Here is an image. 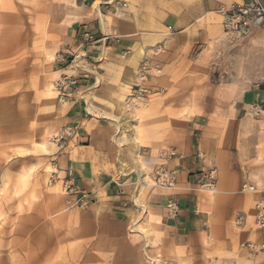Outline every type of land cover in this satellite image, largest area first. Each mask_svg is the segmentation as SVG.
<instances>
[{"label": "crops", "instance_id": "obj_1", "mask_svg": "<svg viewBox=\"0 0 264 264\" xmlns=\"http://www.w3.org/2000/svg\"><path fill=\"white\" fill-rule=\"evenodd\" d=\"M82 1L93 7L92 14L86 12L87 16L80 17L74 29L89 31L97 37L113 35L120 38L118 45L105 48L107 61L102 60L94 67L95 71H92L94 83L97 85L98 77L100 85L95 90V96H92L97 104L90 102L98 108L100 103L111 95L104 97V91L109 86L107 81H104L108 80L107 78H119L116 87L118 96L121 91L133 86L136 71L144 59L150 64L158 65L162 73L149 77L151 84L163 90L158 97L161 98L174 89L183 94L181 99L188 98L187 101H182L180 107L189 110L184 117L185 122L182 123L185 128L181 130L182 134L178 131L177 137L174 134L177 131H168L173 141L167 148H175L187 157L193 156L196 150L202 151L207 159L206 165L200 169L206 171L213 166L216 168L217 193L215 196L205 191L189 190L185 182L193 180L192 177L188 179V175L192 173L189 172L190 157L169 166L179 170V191L172 193L158 187L153 189L150 184L145 183L141 189L143 192L139 190L137 194L134 190V187L138 186L135 175L120 178L117 167L111 169L105 166L107 153L111 150L110 136L92 135V130L87 129V121H83L81 103L70 101L68 123L77 131L75 136L69 139L70 143L74 142L75 150L70 149L64 156L65 168L74 170L80 186L96 195L97 202L92 206L91 212H59L45 216L47 225L31 231V237L35 241H32L34 245H29V253L35 255L37 248V255H41L37 260L31 256V264H49L45 257L53 256L60 246L70 247V256L71 253H79L78 259L63 264H104L105 253L110 254L109 259L105 257V264H260L240 251L238 244L258 238L251 225L254 222L253 206L264 197V182L262 185L256 184L262 172L264 149L262 146L258 147L259 141L253 142L257 160L255 158V162L250 161L249 165L254 166L246 170L249 179L253 181L252 184L256 185L260 192L242 194L240 187L243 178L240 177L242 174L238 169H235V164L237 157L240 158L239 164L243 162L241 157L245 141L242 137L246 134L241 133V130L238 133V125L243 126L245 119L239 120L235 110L229 118L203 110L195 112L199 105L190 101L193 99L192 94L202 91L203 86L197 82L198 77L205 78L214 72H219L222 76L226 71L223 60H220L218 67H212L209 57L206 59V67L197 69V58L193 56H264L263 33L259 30H254L253 34L239 45L231 46L230 40L219 36V30L222 28L217 11L221 7L243 0ZM82 1L73 0L78 3L77 8L84 5ZM218 20L220 26L216 22ZM168 27H171L173 32L167 36ZM158 46H163V52L153 54L152 51ZM100 57L102 56L94 59L101 60ZM111 66L117 71L109 70L108 67ZM153 101L151 99L149 103ZM232 103L236 107L240 104L238 100ZM150 107L149 112L165 108L163 103L156 101ZM220 129L222 133H219ZM166 137L163 134L157 139L165 141ZM41 146L46 148L45 154L50 153L45 144H39L40 148ZM161 147V144L157 143L152 146L146 144L143 148L146 153L152 155L154 150H163ZM57 158L59 162L62 161V157ZM92 158L96 159V162L92 161ZM97 162L101 164L98 165ZM251 172L256 174L254 178H251ZM115 178L123 182L122 194L117 193L113 184ZM143 180L144 178L140 180L141 184ZM169 200L176 202L179 208L175 219L167 217L166 204ZM124 204H131L129 206L133 210L130 207L127 210L120 209ZM135 205L144 212L134 209ZM237 217H242L241 225L235 223ZM53 221L68 222L61 239L56 236L57 240L52 238V232L55 235L51 224ZM133 223L134 233L129 234L128 228ZM68 235L70 237L66 239ZM104 246L109 248L106 250ZM16 259L15 264H22L19 257Z\"/></svg>", "mask_w": 264, "mask_h": 264}, {"label": "rangeland", "instance_id": "obj_2", "mask_svg": "<svg viewBox=\"0 0 264 264\" xmlns=\"http://www.w3.org/2000/svg\"><path fill=\"white\" fill-rule=\"evenodd\" d=\"M82 3L84 5L77 8L78 3L73 0H0V264H15L17 257L22 264H31L32 257L36 260L40 259L41 255H37L39 252L37 248L35 255H30L29 245H34L32 241H35L31 237V231L47 225L45 216L59 212H91L92 206L97 202L96 195L80 186L74 170L65 168L64 156L70 149L75 150L74 142L70 143L69 139L75 136L74 133L77 131L68 123L70 101L76 100L78 104L81 103L83 121H87V129L92 130V135L110 136L111 150L109 154L106 152L108 157L105 166L111 169L117 167L120 178L135 175L138 186L134 187V190L137 194L139 190L143 192L141 189L146 185L145 183L150 184L153 189L157 187L154 186V174L160 165L170 168L171 164L191 157L189 172L192 173L188 175V179L192 177L193 180L185 182L191 191H203L199 188L203 175L210 169L216 172L214 166L201 171L200 168L206 165L207 157L200 150H196L193 156L187 157L173 148L177 150L178 157L169 161L161 160L159 157L161 152L170 149L167 147L173 141L168 131L174 129L177 131L174 133L177 137L178 131H183L185 128L182 123L185 122L184 117L189 110L180 107L182 101H187L188 98L181 99L183 94L177 90L172 89L161 98L158 96L152 98L156 102L163 103L165 108L149 112L154 101L147 106H128L125 100L129 88L118 92L117 96L116 87L119 78H114L116 82L113 83L114 79L109 77L108 80H104L109 84L104 91V97L111 95L100 103L98 108L95 107L96 102L92 96H95V90L100 85V78H96V85L92 79V71H95L94 67L102 60L107 61L105 48L118 45L120 38L104 35L109 38L105 45L97 43L82 49L79 36L89 31L74 29V26L78 25L80 17L92 14L93 9L84 1ZM216 22L220 26L219 20ZM255 30L263 33L264 40V28ZM219 31L221 33L219 36L230 40L231 46L244 43L253 34L236 40L225 37L221 29ZM158 47H161L162 51L157 50L156 47L152 51L153 54L163 52V46ZM60 56H64V63L59 61ZM97 56H102L101 60L96 59V61L94 58ZM122 56L121 54V59ZM193 57L197 58L195 64L197 69L206 67L207 57L210 58L212 67H218L223 60L226 70L223 75L214 72L205 78L198 77L197 82L203 88L201 87L202 91L199 93L192 94L193 99L190 98V101H195L196 105H199L195 112L203 110L229 118L235 110L239 120L245 119L243 126L238 125V133L241 130V133L246 134L242 137L245 141L243 157H241L243 162L239 164L240 158L237 157V164H234L235 169L242 174L240 177L243 178L240 192L259 193L246 170L254 166V164L249 165L250 161H254L255 158L257 160V156H254L253 142L259 141L258 147L262 146L264 149V56ZM149 65L158 66L150 63ZM97 68L98 72L99 67ZM108 69L112 72L117 71L114 66ZM64 74L71 76V80H75L76 85L72 88L68 86V96L62 99L56 84ZM237 100L240 104L238 103L236 107L232 102ZM96 124L100 126H95ZM218 131L222 133L221 129ZM163 134L167 139L159 141L158 136L160 138ZM57 138L61 139L57 142ZM157 143L161 144L163 150L159 152L154 150L152 155L146 153L143 148L146 144L152 146ZM39 144H45L50 153L45 154L46 148L42 146L40 148ZM198 151L202 153V158L197 157ZM57 157H62L61 163ZM92 161L96 162V159L92 158ZM68 171H72L77 186L71 193L65 192L63 183ZM261 171L259 181L256 183L258 185L264 182V163ZM255 175L251 172V178ZM51 176H55L53 181ZM143 178L144 182L141 184L140 180ZM215 179L217 183V174ZM115 180L113 184L117 193L122 194L123 182L118 181L117 178ZM177 182L174 189L158 188L176 193L179 191ZM245 184L252 185L256 192L244 191ZM129 205L131 204H124L120 209L127 210ZM130 209L133 210L131 207ZM134 209L144 212L137 205ZM235 223L241 225L242 217H237ZM51 224L52 229L55 230V235L52 232V238L61 239L68 222L53 221ZM134 225L135 223L128 228L129 234L134 233ZM251 226L258 234L254 222ZM69 237L70 235L66 239ZM258 242L259 235L257 239L240 242L238 249L245 252L252 260L263 264L260 256L252 253L247 247L248 244H258ZM104 247L106 250L109 248ZM71 251L70 247L60 246L52 254L53 256L45 259L49 264L69 263L79 256L77 252L71 253L70 256ZM80 255L84 257L83 254ZM105 257L109 259L110 254H104V264Z\"/></svg>", "mask_w": 264, "mask_h": 264}, {"label": "built area", "instance_id": "obj_3", "mask_svg": "<svg viewBox=\"0 0 264 264\" xmlns=\"http://www.w3.org/2000/svg\"><path fill=\"white\" fill-rule=\"evenodd\" d=\"M221 18V28L224 35L233 39H242L249 36L255 29L264 28V1L263 0H243L240 2L232 3L228 6L221 7L217 11ZM168 32L172 34V28L168 27ZM80 47L82 49L93 46L97 43L105 45L109 39L107 36L101 35L97 37L91 32H83L80 36ZM161 50L158 47L157 50ZM60 62H65L64 56L59 57ZM161 69L151 67L146 59L141 62L139 68L136 71V81L133 86L130 87V91L126 97L125 104L128 106H147L149 101L163 92L162 89L151 84L149 77L153 74L159 75ZM76 85L75 80H71V76L64 74L56 87L59 90V94L64 99L67 95V87H73ZM61 138H57V142ZM197 157L202 158L203 155L200 151L197 152ZM177 150L170 148L160 153V159L169 161L172 158L178 157ZM179 170L170 169L164 165L157 167L154 174V186L174 189L176 188L177 176ZM215 170H208L203 175V180L200 181L199 188L210 195L216 193V179ZM55 175V173H54ZM55 179V176H51V181ZM65 192L69 193L75 191L77 188L75 179L72 175V171H68L66 179L63 181ZM243 190L247 192H256L253 186L248 184L243 185ZM167 215L170 219L177 218L179 214V208L173 200H169L166 204ZM254 226L259 235L258 244H248L247 247L252 253H256L260 256L262 263L264 264V197L258 200L254 205Z\"/></svg>", "mask_w": 264, "mask_h": 264}, {"label": "bare ground", "instance_id": "obj_4", "mask_svg": "<svg viewBox=\"0 0 264 264\" xmlns=\"http://www.w3.org/2000/svg\"><path fill=\"white\" fill-rule=\"evenodd\" d=\"M42 147L45 148L44 146H42ZM57 185H58V184H57ZM57 185H56V186H57ZM249 186H252V185H249ZM216 193H217V190H216ZM216 193H215V194H216ZM215 194H214V195H215Z\"/></svg>", "mask_w": 264, "mask_h": 264}]
</instances>
